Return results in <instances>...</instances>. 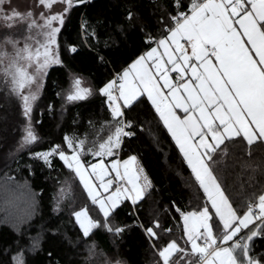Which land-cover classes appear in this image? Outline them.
Instances as JSON below:
<instances>
[{
	"label": "snow or ice",
	"instance_id": "snow-or-ice-1",
	"mask_svg": "<svg viewBox=\"0 0 264 264\" xmlns=\"http://www.w3.org/2000/svg\"><path fill=\"white\" fill-rule=\"evenodd\" d=\"M170 2L174 13L161 10L159 29L145 33L146 50L98 88L107 112L100 130L90 119L83 135L65 133L61 143L30 156L50 171L56 159L68 170L53 197L57 208L65 199L71 205L77 188L86 194L90 205L70 211L79 234L69 243L74 249L83 245L86 264H96L94 258L102 255L92 240L96 231L121 237L125 227L112 222L115 212L126 202H142L153 188L137 155L121 158L125 138L135 135L126 110L146 97L203 199L194 208L169 206L182 224L178 238L164 241L171 229L155 220L144 230L157 264H264V252L255 250L257 238L264 240V191L237 203L221 175L230 145L246 146L250 157L252 148L264 143V0ZM85 3L34 0L28 7L25 0L21 10L14 0H0V81L19 99L24 118L17 151L41 140L33 124L34 105L50 66L61 64L58 34L73 8ZM134 18L130 8L126 20ZM89 27L82 19L83 39L98 40L95 27L91 32ZM67 50L77 48L69 44ZM83 83L74 76L66 94L58 95L65 104L84 101L97 90ZM35 249L33 244L29 250ZM11 259L26 264L23 251Z\"/></svg>",
	"mask_w": 264,
	"mask_h": 264
},
{
	"label": "trees",
	"instance_id": "trees-1",
	"mask_svg": "<svg viewBox=\"0 0 264 264\" xmlns=\"http://www.w3.org/2000/svg\"><path fill=\"white\" fill-rule=\"evenodd\" d=\"M130 8L135 18L128 22L126 12ZM163 9L174 13L170 0H86L84 5L73 8L58 34L61 64L50 66L34 105L33 124L41 140L26 149L17 151L24 122L20 101L9 95L0 81V264H13L11 258L21 251L26 264H86L84 246L74 249L69 243L79 234L70 211L90 202L82 189L77 188L72 204L65 199L57 208L53 197L60 182L68 177V170L56 159L55 170L50 171L42 161L33 160L30 152L61 143L65 133L75 131L83 135L90 119L100 130L107 112L98 88L146 49L145 33L159 29ZM82 19L90 25L89 32L95 27L98 40L83 39ZM69 44L77 51L69 52ZM74 76L82 77L88 87L97 91L84 101L65 104L58 93L63 94L71 86ZM49 105L53 106L51 110ZM126 116L135 124V135L125 138L121 158L137 155L153 188L142 202L135 206L126 202L115 212L112 222L125 227L121 237L96 231L92 240L98 241L102 255L94 259L96 264H104L105 259H119L120 264H157L152 242L144 230L153 227L155 220L171 229V236L165 235L164 241L178 238L182 224L169 206L175 203L182 210L194 208L203 203L202 192L149 102L139 98L138 103L126 110ZM251 151L249 157L246 146L230 145L226 167L221 172L229 194L237 198V203L264 191V144H256ZM91 214L95 216L94 211ZM33 244L36 249L30 251ZM255 250L264 252V240L257 238Z\"/></svg>",
	"mask_w": 264,
	"mask_h": 264
},
{
	"label": "rangeland",
	"instance_id": "rangeland-1",
	"mask_svg": "<svg viewBox=\"0 0 264 264\" xmlns=\"http://www.w3.org/2000/svg\"><path fill=\"white\" fill-rule=\"evenodd\" d=\"M33 2H34V0H26V4H27L28 7H32ZM14 4H15L17 7L21 8V10H23V9L25 8V0H14ZM57 10H59V8H57ZM21 28H22V26H21ZM83 80H84V79H83ZM71 86H72V84H71ZM71 86H70L69 88H67L66 91H67L68 89H70ZM83 86H84V87H88V84L84 81ZM33 90H34V89H33ZM66 91H65L63 94H66Z\"/></svg>",
	"mask_w": 264,
	"mask_h": 264
},
{
	"label": "crops",
	"instance_id": "crops-1",
	"mask_svg": "<svg viewBox=\"0 0 264 264\" xmlns=\"http://www.w3.org/2000/svg\"><path fill=\"white\" fill-rule=\"evenodd\" d=\"M145 50H146V49H145ZM145 50H144V51H145ZM140 54H141V53H140ZM140 54H139V55H140ZM137 56H138V55H137ZM135 58H136V57H135ZM135 58H134V59H135ZM132 60H133V59H132ZM132 60H131V61H132ZM131 61H130V62H131ZM130 62H129V63H130ZM129 63H128V64H129ZM128 64H126L124 67H126ZM121 70H122V68H121L120 70H118L117 72H119V71H121ZM144 98L147 100L146 97H144ZM263 144H264V143H263ZM123 158H126V157H123ZM123 158H122V159H123ZM130 203H131V202H130Z\"/></svg>",
	"mask_w": 264,
	"mask_h": 264
},
{
	"label": "built area",
	"instance_id": "built-area-1",
	"mask_svg": "<svg viewBox=\"0 0 264 264\" xmlns=\"http://www.w3.org/2000/svg\"><path fill=\"white\" fill-rule=\"evenodd\" d=\"M116 73H118V72H114V73H113V75H112L111 79L113 78V76H114Z\"/></svg>",
	"mask_w": 264,
	"mask_h": 264
}]
</instances>
